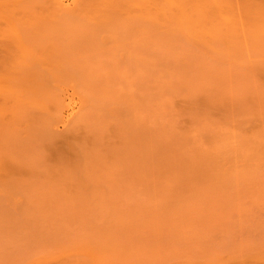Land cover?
<instances>
[{"label": "rangeland", "instance_id": "1", "mask_svg": "<svg viewBox=\"0 0 264 264\" xmlns=\"http://www.w3.org/2000/svg\"><path fill=\"white\" fill-rule=\"evenodd\" d=\"M56 1L0 0V264H264V0Z\"/></svg>", "mask_w": 264, "mask_h": 264}, {"label": "bare ground", "instance_id": "2", "mask_svg": "<svg viewBox=\"0 0 264 264\" xmlns=\"http://www.w3.org/2000/svg\"><path fill=\"white\" fill-rule=\"evenodd\" d=\"M52 1H53V0H52ZM54 1H55V0H54ZM138 1H139L140 5L143 4V5L145 6V7H144V6H142V7L140 6V8H142V9H144V8H146V7L148 8V9L146 8V10L148 11V13H149V11L151 10V9H150L151 7H152V8H156V7H157V5H155V4H154V6H152V5H153V4H152V1H153V0H138ZM140 1H141V2H140ZM163 1H164V0H161L160 3L163 2ZM167 1H170V5H169V6H171L172 8L174 7L175 3H176V4L178 3V4H177V7H178L179 5H180V6L182 5L181 8H182V10H183V12H184V10H185L184 8H185V6H186V5L184 6L185 0H183L184 3H182V4H181V1H179V0H178L179 2H177V0H167ZM167 1H164V2L168 3ZM187 1H188V0H187ZM187 1H186V2H187ZM196 1H197V0H196ZM207 1H208V0H207ZM220 1H221V0H220ZM56 2H57V6L60 7V8H59L60 11L65 10V9H64L65 6H64V8H63V7L61 8V6H62V1H61V0H57ZM158 2H159V1H158ZM190 2H191V0H190ZM210 2H212V1H210ZM218 2H219V1H218ZM232 2H233V1H232ZM54 3H55V2H54ZM64 3H65V2H64ZM150 3L152 4L151 6H150ZM153 3H154V1H153ZM160 3L158 4V6H160ZM166 3H164V4H166ZM197 3H198V2H197ZM207 3H208V2H207ZM207 3H206V4H207ZM212 3H213V2H212ZM220 3H221V2H220ZM173 4H174V5H173ZM64 5H66V4H64ZM162 5H163V3H162ZM167 5H168V4H167ZM167 5H166V7H169V6H167ZM220 5H221V4H220ZM224 5H226V4H224ZM57 6H56V7H57ZM148 6H149V7H148ZM183 6H184V7H183ZM187 6H188V5H187ZM166 7H165V6H164V7L162 6V8H164V9H162V10L165 11V9H166V10H167L166 12L168 13V11L170 10L171 7H169V9L166 8ZM177 7H176V8H177ZM188 7H189V6H188ZM191 7H192V5H191ZM66 8H68V7H66ZM159 8H160V7H159ZM159 8L157 7V10H161V8H160V9H159ZM206 8H207V7H206ZM208 8H210V6H209ZM217 8H218V7H217ZM227 8H228V7H227ZM149 9H150V10H149ZM177 9H178V8H177ZM188 9H189V8H188ZM188 9H187V11H188ZM190 9H191V8H190ZM199 9H200V8H199ZM224 9H225V8H224ZM228 9H229V8H228ZM228 9H227V11L229 12ZM144 10H145V9H144ZM157 10L154 9L153 11H156L157 13H159ZM207 10H208V9H207ZM214 10H215V9H214ZM220 10H221V9H220ZM225 10H226V9H225ZM172 11H174V10L172 9ZM172 11H170V12H172ZM187 11H186L187 14L190 13V10H189V12H187ZM210 11H211V10H210ZM218 11H219V10H218ZM218 11H217V12H218ZM227 11H226V12H227ZM143 12H144V11H143ZM180 12H181V14L183 13L182 11H180ZM180 12H179V13H180ZM195 12H196V11H195ZM195 12H194V13H195ZM197 12H198V11H197ZM220 12H221V11H220ZM150 13H152V12L150 11ZM150 13H149V14H150ZM157 13H156V14H157ZM162 13H163V11H162ZM164 13H165V12H164ZM174 13H177V11H174ZM179 13H178V16L180 15V18L182 19V21H183V20H184V21L186 20V23H187V20L190 18V16H189L190 14H188V15L185 14V15H187V16H185V17H188V16H189V17H188V19H187V18L184 19L185 17L182 18V15L179 14ZM210 13H211V12H210ZM221 13H223V12H221ZM142 14H143V13H142ZM156 14H155V15H156ZM160 14H161V13H160ZM160 14H159V18H161V17H160ZM172 14H173V12H172ZM200 14H201V13H200ZM215 14H216V13H215ZM155 15L151 14L150 16H151L152 19L154 18L155 20H158L159 18L157 17V19H156V16H155ZM162 15H163V14H162ZM176 15H177V14H175V16H176ZM192 15H193V14H192ZM206 15H207V14H206ZM213 15H214V14H213ZM213 15H212V16H213ZM218 15H219V14H218ZM231 15H232V14H231ZM231 15H230V16H231ZM152 16H154V17H152ZM157 16H158V15H157ZM173 16H174V15H173ZM183 16H184V13H183ZM194 16H195V15H194ZM210 16H211V15H210ZM215 16H216V15H215ZM220 16H221V15H220ZM191 17H192V16H191ZM217 17H218V16H217ZM222 17H223V15H222ZM196 18H197V17H196ZM213 18H214V16H213ZM225 18H226V14H225V17H224V18H221V19L223 20V19H225ZM236 18H237V17H236ZM181 19H180V20H179V19H176V20H177V22H180ZM193 19H194V18H193ZM204 19H205V18H204ZM227 19H228V17H227ZM227 19H226V20H227ZM231 19H232V18H231ZM237 19H238V18H237ZM239 19H240V18H239ZM178 20H179V21H178ZM190 20H192V18H190ZM208 20H209V19H208ZM213 20H214V19H213ZM219 20H220V19H219ZM234 20H235V19H234ZM182 21H181V22H182ZM211 21H212V20H211ZM214 21H215V20H214ZM220 21H221V20H220ZM232 21H233V19H232ZM236 21H237V20H236ZM189 22H191V21H188V23H189ZM193 22H194V20H193ZM198 22H200V20H199ZM208 22H209V21H208ZM212 22H213V21H212ZM239 22H240V21H239ZM242 22H243V21H242ZM182 23H183L184 25L186 24V23H184V22H182ZM182 23H180V25H182ZM191 23H192V22H191ZM224 23H226V22H224ZM234 23H235V22H234ZM189 24H190V23H189ZM189 24H188L186 27H188ZM192 24H193V23H192ZM192 24H191V25H192ZM195 24H196V23H195ZM199 24H201V22H200ZM217 24H220V23H218V21H217ZM217 24H216V26H218ZM230 24H231V23H230ZM236 24H237V23H236ZM197 25H198V23H197ZM223 25H225V24H223ZM192 26L195 27V25H192ZM192 26H191V27H192ZM220 26H221V25H220ZM191 27L189 26V28H191ZM210 27H212V25H211ZM234 27H235V26H234ZM196 28H197V26H196ZM219 28H220V27H219ZM227 28H228V27H227ZM194 29H195V28H194ZM215 29L217 30L216 27H215ZM220 29H221V28H220ZM220 29H219V30H220ZM224 29H225V27H224ZM224 29H223V30H224ZM234 29H236V28H234ZM195 30H196V29H195ZM213 30H214V29H213ZM219 30H218V31H219ZM228 30L231 31V29H228ZM200 31H201V30H200ZM15 32H16V31H15ZM202 32H203V31H202ZM215 32H216V31H214V33H215ZM219 32H220V31H219ZM215 34H216V33H215ZM217 34H218V33H217ZM217 34H216V35H217ZM35 64H36V63H35ZM1 65L5 66V68H3V69H5V71L7 72V75H8V73L10 74L11 71H12V74H11V76H10L11 78H10V77H7V78H10V79L7 80V78H6L7 75L5 76V74H4V73H6V72H4V70H3L2 68H0V70L3 71V75L0 73V75H1L0 77H1L2 81H4V83H2V87H1V88H2L1 90H2V91H0V98L3 96V95L1 94V92H2V93H3V92L8 93V95H9V94H10V95H11V94H14L15 97L18 96V95H15V94H17V93H18L17 91H19V90H16V87H15V86L19 85L18 80H21V82H20L21 85H22V82L24 81L23 78H25V75H24V74H20V72H22V73L24 72V71L21 70V69H23V67L19 70L20 72H18V70L16 71L15 69L10 70V72H9L8 69L10 68V66H11V67H13V66H16V67H17V65H18V66L21 67L22 65H20L19 63H15V64H13V66H12V65H9V68L7 67L8 69L6 68L7 64L4 65V63H1ZM20 67H18V68H20ZM35 68H36V67H35ZM6 69H7V70H6ZM10 69H11V68H10ZM36 70H38V69H36ZM13 71H14V72L16 71L14 75H13ZM16 73H17V74H16ZM19 74H20V76H18V77L15 76V75H19ZM21 75H23V76L21 77ZM8 76H9V75H8ZM14 76H15V79L13 78ZM3 77L6 78V80L9 81V82L5 81V79H3ZM16 77H17V78H16ZM11 79H14V82H13ZM17 79H18V80H17ZM15 80H16V81H15ZM22 80H23V81H22ZM0 81H1V80H0ZM26 81H27V80H26ZM32 81H33L34 83L37 84L38 79H36V82H35V78H34ZM5 82H7L8 86L5 84ZM9 83H11L12 85L14 84V85H15V86L13 85L14 88H13V86H12L11 84H9ZM15 83H18V84H15ZM4 84H5V85H4ZM23 84H24V82H23ZM36 84H35V85H36ZM21 85H20V86H21ZM35 85H33L34 88L31 87L32 90H34V93L37 92V91H38V88H39V87H38L39 84H37V87H36ZM39 86H41V85H39ZM3 87H4V90H3ZM28 87H29V86H28ZM35 87H36V88H35ZM8 88H11V90L8 89ZM7 89H8V90H7ZM12 89H14V91H13ZM40 89H42V87H41ZM5 90H6V91H5ZM38 92H39V91H38ZM41 92H42V93H41ZM5 93H4V94H5ZM39 93H40V94H39ZM39 93H37V95L39 94V98H40V95H43L44 92H43V91H40ZM19 94H20V93H19ZM35 94H36V93H35ZM15 97H14V98H13V97H10V98L14 99V101H15ZM3 98H4V97L1 98L2 101H3ZM8 98H9V96H8ZM10 98H9V99H10ZM16 99H17V97H16ZM18 100H19V97H18V99H17V102L20 104L21 100H19L20 102H19ZM4 101H5V100H4ZM8 101H9V100H8ZM8 101H6V102H8ZM10 101H11V99H10ZM6 102H4V103H6ZM15 102H16V101H15ZM15 102H14V103H15ZM17 102H16V104H18ZM42 102H43V101H42ZM0 103H1V101H0ZM10 103H11V102H10ZM14 103H13V105L16 106V104H14ZM43 103H44V102H43ZM6 104H9V102L6 103ZM6 104H4V105H6ZM29 104H30V103H29ZM29 104L27 103V105H29ZM4 105H2L3 108H4ZM42 105H43V104H42ZM2 106H1V107H2ZM15 106H12V107H14V109L18 108L17 106H16V107H15ZM24 106H25V105H24ZM30 106H31V104H30ZM87 106H88V105H87ZM87 106H86V107H87ZM6 107H7V106H6ZM9 107H10V104H9ZM12 107H10L11 110L7 107V108L9 109V110H8L9 113H11L10 111H12L13 114H14V113L16 114L17 111H18L17 113H22V112L24 111V110H23L24 108L20 110V109H19L20 107H19V108H18V109L20 110V112H19V110H17V109H16L17 111L12 110V109H13ZM32 107H33V106H32ZM40 107H42V106H40ZM25 108H26V107H25ZM33 108H34V107H33ZM26 109L28 110V107H27ZM26 109H25V110H26ZM3 110H4V109H3ZM5 110H6V109H5ZM21 111H22V112H21ZM4 112H5V111H4ZM79 114H80V113L78 112L77 115H79ZM11 115H12V114H11ZM60 115H61V114H60ZM62 115H63V114H62ZM80 115L83 116V114H80ZM80 115H79V116H80ZM84 116H85V115H84ZM16 117H17V116H16ZM63 117H65V116H63ZM60 118H62V116H61ZM77 118H78V117H77ZM81 118H82V117L80 116V118H78L77 120L79 121ZM64 119H66V118H64ZM64 119H63V120H64ZM75 119H76V118H75ZM75 119H74V120H75ZM77 120H75V121H77ZM61 121H62V120H61ZM75 121H74V122H75ZM78 121H77V122H78ZM77 122H76V123H77ZM0 123H1V122H0ZM2 128H3V127L0 126V129H2ZM0 131H1V130H0ZM0 135H1V133H0ZM69 149H70V148H69ZM63 151H65V150H63ZM63 151H62V152H63ZM64 153H65V152H64ZM59 154H62V153L60 152ZM59 154H58V156H59ZM64 155H65V154H64ZM60 156H61V157H64L63 155H60Z\"/></svg>", "mask_w": 264, "mask_h": 264}]
</instances>
